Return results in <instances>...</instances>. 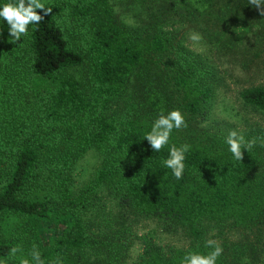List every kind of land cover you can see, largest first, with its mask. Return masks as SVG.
Wrapping results in <instances>:
<instances>
[{
    "label": "trees",
    "instance_id": "trees-1",
    "mask_svg": "<svg viewBox=\"0 0 264 264\" xmlns=\"http://www.w3.org/2000/svg\"><path fill=\"white\" fill-rule=\"evenodd\" d=\"M9 2L15 0L0 6ZM42 3L52 14L17 42L0 19V261L34 264L35 245L45 264H126L134 218L179 230L189 244L164 249L153 234H143L132 264H182L190 252L206 255L212 232L218 241L238 235L218 242L223 253L216 264H264V127L201 125L221 78L209 60L185 47L183 36L165 30L174 18L138 13L127 24L110 0ZM225 3L227 11H218L224 21L202 12L212 22L209 40L223 53L242 43L248 19L264 29L258 12L249 18V0ZM83 65L80 83L68 70ZM238 99L264 117V85L242 89ZM172 110L187 127L173 129L169 144L155 152L145 134ZM231 130L256 139L242 150V161L226 143ZM184 144L191 147L177 180L163 161L171 146ZM89 151L101 156V165L75 191L72 172ZM101 193L119 210L102 226L89 217L102 206ZM15 246L21 251L11 258Z\"/></svg>",
    "mask_w": 264,
    "mask_h": 264
},
{
    "label": "rangeland",
    "instance_id": "rangeland-1",
    "mask_svg": "<svg viewBox=\"0 0 264 264\" xmlns=\"http://www.w3.org/2000/svg\"><path fill=\"white\" fill-rule=\"evenodd\" d=\"M110 0L116 14L127 24H133L135 15L142 14V18L159 12H166L177 22L174 26L166 25L167 32H177L183 36L184 45L194 53L201 54L216 68L221 78V85L214 100L212 113L208 120L201 125L205 128L223 130L226 126H233L235 129H241L246 124H258L264 127V117L255 112L244 109L238 99V93L249 87L264 85V29L257 30L251 27V19L244 30L245 37L242 43L235 46V49L223 53L219 47L209 40V36L214 31L210 25L212 22H206L209 19L217 17L224 21L226 16L219 13V10H226L225 0ZM217 3V5H216ZM212 12L204 17L203 11ZM258 12L255 7L248 4L246 11ZM218 12V13H217ZM214 13L216 16H214ZM230 14V13H229ZM225 18V19H224ZM223 19V20H222ZM260 19H264L261 16ZM244 21H238L235 24L240 26ZM224 24V23H223ZM225 25V24H224ZM228 27H231L228 26ZM192 32L199 33L203 39L199 43H194L189 39ZM226 32V31H225ZM176 33V34H177ZM68 72L81 83L86 72L85 65L72 68ZM102 162L101 156L95 151H89L76 164L73 172V189L76 191L83 187L92 179L95 172L99 169ZM100 206L89 215L94 222L101 226L105 224L106 219L113 218L119 213L115 204L106 194H100ZM114 217V218H115ZM103 221V222H102ZM133 246L128 253L127 263L132 264L140 253V243L138 238L143 234L151 233L155 241L164 249L185 248L189 241L179 230L167 229L158 221L150 219L131 218ZM212 232L208 238L220 242L226 238L236 240L238 235L222 236L221 240ZM215 237H212L214 236ZM222 243V242H221Z\"/></svg>",
    "mask_w": 264,
    "mask_h": 264
},
{
    "label": "clouds",
    "instance_id": "clouds-1",
    "mask_svg": "<svg viewBox=\"0 0 264 264\" xmlns=\"http://www.w3.org/2000/svg\"><path fill=\"white\" fill-rule=\"evenodd\" d=\"M249 5L255 7L260 16H264V0H249ZM52 12L53 9L46 7L42 3V0H15V2L5 3L0 6V19L6 21L9 26L8 33L11 42H17L22 36L28 35L29 25L41 23ZM189 39L194 43H199L203 37L197 32H192ZM186 127L187 123L184 115L179 110H172L166 115H159L153 122L151 131L145 134L144 139L147 140L153 151L160 152L169 144L173 129L179 130ZM226 143L229 145V151L234 158L242 161V150H251L256 144V139L245 140L242 134L231 130L226 137ZM190 147L188 144L181 145L180 147L171 146L168 158L163 161L164 166L172 170V174L177 180L183 177L185 170L184 161L186 159L185 153L190 150ZM205 244L206 247L213 250L206 255L190 252L185 255L182 264H216L217 259L223 253L222 247L213 239H208ZM19 251H21L20 246L11 248L10 257L14 258ZM30 255L34 264H45L35 245H33ZM0 264H6V261H0ZM21 264H30V262L28 259H22ZM55 264H60V261L57 260Z\"/></svg>",
    "mask_w": 264,
    "mask_h": 264
}]
</instances>
